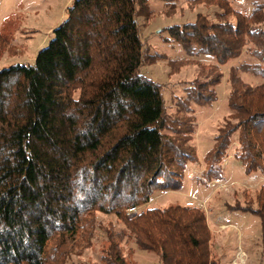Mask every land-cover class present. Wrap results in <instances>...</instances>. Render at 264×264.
<instances>
[{"label": "trees", "instance_id": "obj_1", "mask_svg": "<svg viewBox=\"0 0 264 264\" xmlns=\"http://www.w3.org/2000/svg\"><path fill=\"white\" fill-rule=\"evenodd\" d=\"M211 1L218 21L199 14L161 30L215 70L174 98L175 114L164 86L144 71L164 57L140 37L150 0H74L32 63L0 69V264H83L73 255L91 248L98 230L108 246L96 264H132L135 250L162 264L213 263L203 209L147 207L159 193L182 190L188 164L198 162L197 109L219 101L223 68L231 115L203 176L223 178L234 143L247 174L264 170V0H250V13ZM8 44L0 33V59ZM238 208L260 219L264 256V185ZM100 214L117 223L104 226Z\"/></svg>", "mask_w": 264, "mask_h": 264}, {"label": "rangeland", "instance_id": "obj_2", "mask_svg": "<svg viewBox=\"0 0 264 264\" xmlns=\"http://www.w3.org/2000/svg\"><path fill=\"white\" fill-rule=\"evenodd\" d=\"M74 0H0V33L9 44L0 59V69L16 64L32 63L41 49L47 47L56 29L66 18L67 8ZM232 6L243 13H250V0H229ZM154 11L151 18H139L140 37L145 48L151 53L164 56L156 64L146 65L148 78L164 86L163 95L169 114H175V97L183 95V89L192 81L206 75H214L213 61L207 57L188 59L182 48L167 40L168 32L161 30L168 26L194 22L199 14L218 21L221 10L211 0H150ZM249 58V57H248ZM247 57L243 59L248 60ZM236 63V62H235ZM233 63V64H235ZM225 78L219 87V101L205 109H197L198 130L192 145L196 148L198 162L189 163L180 191L159 193L147 205L149 208H167L180 205L203 209L208 216L212 240V264H264L261 244L262 226L260 219L239 209L255 201L264 185V170L247 174L239 159L235 157L234 143L223 162V178L207 182V153L214 146V137L219 128L230 119L227 108L229 85L226 83L227 68H223ZM244 79L251 84L259 83L250 75ZM104 226L117 223L114 216H98ZM108 242L98 230L89 249H82L73 255V261L96 264L103 255ZM130 246V245H129ZM129 249V247H127ZM245 254L237 256L239 250ZM239 258V259H238ZM132 264H162L154 253L133 251Z\"/></svg>", "mask_w": 264, "mask_h": 264}, {"label": "built area", "instance_id": "obj_3", "mask_svg": "<svg viewBox=\"0 0 264 264\" xmlns=\"http://www.w3.org/2000/svg\"><path fill=\"white\" fill-rule=\"evenodd\" d=\"M128 213V215H136L138 212H139V209L137 208V207H134V208H130L128 211H127ZM245 253L240 249L239 251H238V253H237V256H239V258H240V256H242V255H244ZM238 258V259H239Z\"/></svg>", "mask_w": 264, "mask_h": 264}]
</instances>
